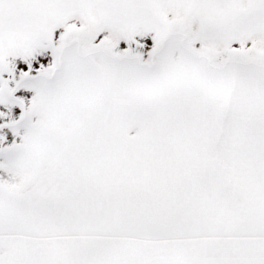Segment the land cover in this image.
<instances>
[{
    "label": "snow or ice",
    "instance_id": "snow-or-ice-1",
    "mask_svg": "<svg viewBox=\"0 0 264 264\" xmlns=\"http://www.w3.org/2000/svg\"><path fill=\"white\" fill-rule=\"evenodd\" d=\"M0 264H264V0H0Z\"/></svg>",
    "mask_w": 264,
    "mask_h": 264
}]
</instances>
